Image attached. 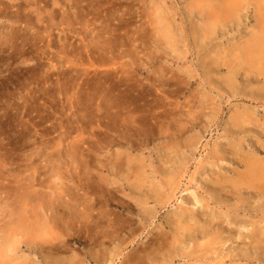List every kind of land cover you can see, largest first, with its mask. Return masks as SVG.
<instances>
[{
  "label": "rangeland",
  "instance_id": "rangeland-1",
  "mask_svg": "<svg viewBox=\"0 0 264 264\" xmlns=\"http://www.w3.org/2000/svg\"><path fill=\"white\" fill-rule=\"evenodd\" d=\"M261 6L0 0V264L21 220L78 264H264V216L247 211L264 192L240 177L264 161V74L242 58Z\"/></svg>",
  "mask_w": 264,
  "mask_h": 264
},
{
  "label": "bare ground",
  "instance_id": "bare-ground-1",
  "mask_svg": "<svg viewBox=\"0 0 264 264\" xmlns=\"http://www.w3.org/2000/svg\"><path fill=\"white\" fill-rule=\"evenodd\" d=\"M261 2L263 0H260ZM263 7V8H262ZM259 11L264 13V6H261ZM242 58H245L248 62H257L261 64V69H259V72L264 74V31L258 35V37L254 40H252L246 47H244L242 51ZM264 79V78H263ZM253 101H257L256 98H251ZM252 101V102H253ZM255 147L252 146V150ZM260 150H258L259 152ZM253 160V158H252ZM240 177L242 178L243 185L245 186V191H248L249 194L258 195L259 192H264V161L261 160L260 162L257 161H249L246 167V171L244 174H241ZM262 183V187H261ZM77 194V193H76ZM248 194V195H249ZM197 204V203H195ZM68 207V206H66ZM69 212L63 210L64 215L68 218V221H62V223L67 226L71 227L73 226L75 222V217L77 213L76 211H72L70 208H67ZM88 208L85 210L87 211ZM250 213H259L264 216V202H260L257 204V206H249L248 210ZM106 215H108L107 212H105ZM104 217V216H103ZM105 218V217H104ZM190 218L193 220V225L191 228L192 230V236L195 237L196 234H199L201 236H207L209 234V226L205 223L200 225L198 220L195 219L194 215L190 213ZM106 219V218H105ZM107 225L108 229L111 227V223L108 219ZM181 219H179L180 221ZM61 222V219H60ZM57 223V228L62 225L57 220H55L54 224ZM256 221L251 220L250 227L247 228L248 234H246V237L249 239V244H253L256 246L258 245V242L256 241L257 234H260L257 232L258 230L255 228ZM95 223L92 222V226H94ZM20 234H18L20 237L19 239L15 240V250L19 251V255L15 253V264H78V259L74 255H70L68 257L61 256L62 252H65L68 249V239L62 240L61 236H54L50 237L48 239L43 238L42 236H38V234L33 233L32 229L34 228V224L27 222L25 225L23 224L22 220L20 221ZM91 225H88L87 222L84 221V225L81 226V229L83 227H86L87 232L88 230H91ZM244 229V228H243ZM111 232L107 231V237ZM68 235V233L66 234ZM218 232L216 231L213 236H218ZM160 236V235H156ZM68 238H73V236H68ZM243 236L241 233H239L236 236V239L243 240ZM212 239V238H211ZM79 243V241L77 242ZM22 247H25L27 250H33L34 257H30L29 254H24L22 251ZM188 257V256H187ZM234 257H237V255H234ZM239 257V256H238ZM38 258H40V261L38 262ZM95 260H102L104 261L105 258H107L106 255L101 254V256H95L92 257ZM37 260V261H36ZM201 261V257H195L193 259V263H199ZM123 264V262H122ZM141 264V262L139 263ZM221 264V263H218Z\"/></svg>",
  "mask_w": 264,
  "mask_h": 264
}]
</instances>
